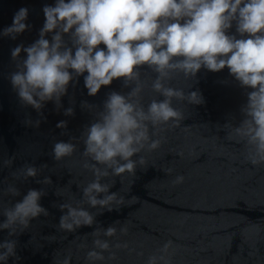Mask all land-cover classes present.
Wrapping results in <instances>:
<instances>
[{"label": "clouds", "instance_id": "1", "mask_svg": "<svg viewBox=\"0 0 264 264\" xmlns=\"http://www.w3.org/2000/svg\"><path fill=\"white\" fill-rule=\"evenodd\" d=\"M43 12L45 22L39 38L27 47L18 45L11 52L18 63L10 81L22 104L32 106L41 116L49 101H54L59 110L70 82L78 81L82 75L90 96L114 79L124 78L126 86L135 82L127 94L110 92L102 110L82 102V107L94 111L96 117L80 138L86 158L83 167L92 172L94 179L81 188L80 199L59 204L63 213L59 230L74 233L81 227L96 225L97 213L89 208L99 209L101 214L127 205L126 197L119 191H110L115 181L106 182V178L135 176L138 164L147 163L140 153L146 148L153 151L161 147L162 126L181 124L185 115L173 106L174 99L196 105L204 103L199 90L186 92L172 86L171 81L178 74L188 79L201 68L220 71L227 67L242 87L251 89L241 108L243 119L238 124L228 122L224 127L230 129L226 133L228 140L244 146L245 159L251 165H264V0H55L54 5H45ZM28 16L27 7L19 8L12 24L4 27L0 35L15 39L30 27L26 23ZM234 24L233 33L230 30ZM101 44L106 47H100ZM22 52L26 57L21 58ZM144 65L157 74L150 86L163 97L153 98L146 105V81L141 79L140 71ZM64 114L74 115V108L64 109ZM34 123L39 127L41 121ZM57 127L66 128L67 121H59ZM74 139L54 144L55 160L62 161L76 153L78 145ZM3 163L11 166L13 160ZM41 170L25 164L12 176L27 180L37 177ZM172 171L167 169V173ZM184 180V175H177L173 183L181 184ZM37 182L50 185L52 179L45 176ZM62 189L57 190V195H63ZM3 194L21 195L15 183H8ZM44 195V189H29L14 204L9 201L0 207V215L5 217L0 231L8 230L9 237L0 241V264H8L10 257L20 259L16 251L18 241L11 237L29 228L33 219L49 215L40 203ZM117 233L114 224L94 228L90 233L92 247L85 255L87 264L115 261L119 249L136 251L128 241L117 240L113 245L104 238L116 237ZM119 233L128 235V225L121 226ZM173 244L171 239L167 240L148 257L146 264H173ZM72 259L69 252L62 264H72Z\"/></svg>", "mask_w": 264, "mask_h": 264}, {"label": "water", "instance_id": "2", "mask_svg": "<svg viewBox=\"0 0 264 264\" xmlns=\"http://www.w3.org/2000/svg\"><path fill=\"white\" fill-rule=\"evenodd\" d=\"M54 4L55 0H0V31L12 24L21 7L29 9L26 23L30 25L15 39L0 35V207L9 201L14 204L29 189H44L46 195L40 203L49 212L11 237L18 241L16 251L20 259L10 257L8 264H62L69 252L72 264H87L85 255L93 241L90 233L97 226L107 228L113 224L118 229L117 236L104 238L113 245L117 240L128 241L136 251L116 250L118 259L107 264H146L148 257L169 239L174 242L173 264H264V165H251L245 159L244 146L228 140L226 133L230 129L224 127L228 122L238 124L243 119L241 108L251 89L242 87L227 67L220 71L201 68L188 79L174 76L173 87H182L186 92L199 90L204 103L196 105L174 99L173 106L185 115L181 124L162 126L161 147L153 151L146 148L140 153L147 163L138 164L135 176L106 178V182L115 181L110 191H119L126 197L127 205L101 214V210L89 208L97 213L96 225L81 227L74 233L58 229L63 214L59 204L80 199L81 188L94 179L92 172L83 167L86 158L80 138L96 117L94 111L82 107V102L102 110L110 92L127 94L135 82L126 86L124 78L114 79L90 96L82 75L78 81L70 82L59 110L54 101H49L41 116L32 106L22 104L10 81L18 63L11 52L18 45L27 47L39 38L45 22L43 7ZM230 31L235 32V24ZM23 57L26 53L22 52ZM140 71L141 79L146 81L145 105L153 98L163 99L150 86L157 74L147 65ZM68 107L74 108V115L64 114ZM38 119L41 123L36 127L34 122ZM61 120L67 121L66 128L57 127ZM73 137L78 145L76 153L62 161L55 160L54 144ZM6 159L13 160L11 166L4 165ZM25 164L42 170L35 178L15 179L12 173ZM168 168L173 171L167 173ZM177 175H184L183 183H173ZM45 176L51 177L52 184L37 182ZM8 183H15L21 195L5 196L3 189ZM61 188L63 195H57ZM133 196L136 198L131 200ZM4 219L0 215V222ZM124 224L129 227L128 235L119 233ZM53 236L56 239H50ZM8 238V230L0 231V241ZM81 244L87 247H79ZM104 255L107 257L108 253Z\"/></svg>", "mask_w": 264, "mask_h": 264}]
</instances>
